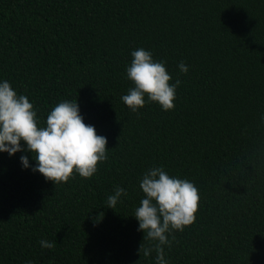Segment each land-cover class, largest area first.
<instances>
[{
    "label": "trees",
    "instance_id": "16d2710c",
    "mask_svg": "<svg viewBox=\"0 0 264 264\" xmlns=\"http://www.w3.org/2000/svg\"><path fill=\"white\" fill-rule=\"evenodd\" d=\"M141 48L181 82L171 111L121 99ZM4 81L40 127L77 101L108 150L93 177L56 185L30 152L0 153V264H156L134 218L153 168L200 196L195 222L167 234V264H264V0H0Z\"/></svg>",
    "mask_w": 264,
    "mask_h": 264
},
{
    "label": "clouds",
    "instance_id": "9594fccd",
    "mask_svg": "<svg viewBox=\"0 0 264 264\" xmlns=\"http://www.w3.org/2000/svg\"><path fill=\"white\" fill-rule=\"evenodd\" d=\"M133 59L126 69L127 79L134 87L121 97L123 103L136 114L148 103H156L165 112L174 109L177 79L171 84V75L164 63L156 62L152 54L143 48L131 53ZM181 73L188 67L181 62ZM21 142L26 149L21 147ZM107 139L98 135L92 125L84 122L78 102L62 101L47 115L46 126L40 127L34 106L24 95H17L9 82L0 83V153L14 156L17 152H30L36 162L34 172L41 174L46 181L67 183L74 175L90 179L98 170V165L107 159ZM24 168L29 167L27 156H21ZM140 189L144 198L136 208L134 218L144 240L156 242L145 248L140 245L139 255L144 257L156 252V264H167L164 247L170 242L171 232H183L195 222L199 210V190L190 181L170 177L163 168L150 169L142 178ZM123 188L117 187L108 196V208L114 209ZM103 213L100 214V217ZM44 249L55 247L53 242L41 240Z\"/></svg>",
    "mask_w": 264,
    "mask_h": 264
}]
</instances>
